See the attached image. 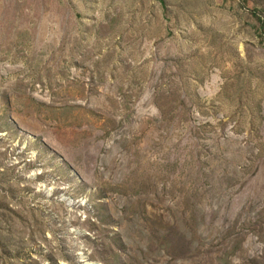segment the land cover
<instances>
[{"label": "rangeland", "instance_id": "1", "mask_svg": "<svg viewBox=\"0 0 264 264\" xmlns=\"http://www.w3.org/2000/svg\"><path fill=\"white\" fill-rule=\"evenodd\" d=\"M256 12L0 0V264H264Z\"/></svg>", "mask_w": 264, "mask_h": 264}, {"label": "trees", "instance_id": "2", "mask_svg": "<svg viewBox=\"0 0 264 264\" xmlns=\"http://www.w3.org/2000/svg\"><path fill=\"white\" fill-rule=\"evenodd\" d=\"M247 1V0H245ZM256 16L261 24L260 26V34L264 38V12H256ZM161 248L165 249L168 252L173 254H177L175 243L170 239L166 240V244L161 245ZM178 256V255H177Z\"/></svg>", "mask_w": 264, "mask_h": 264}]
</instances>
